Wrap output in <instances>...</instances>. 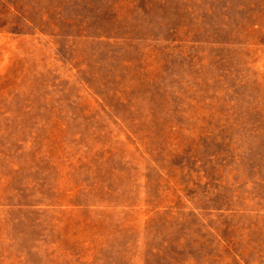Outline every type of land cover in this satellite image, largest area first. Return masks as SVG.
Masks as SVG:
<instances>
[{
  "label": "rangeland",
  "instance_id": "374dc122",
  "mask_svg": "<svg viewBox=\"0 0 264 264\" xmlns=\"http://www.w3.org/2000/svg\"><path fill=\"white\" fill-rule=\"evenodd\" d=\"M0 264H264V0H0Z\"/></svg>",
  "mask_w": 264,
  "mask_h": 264
}]
</instances>
